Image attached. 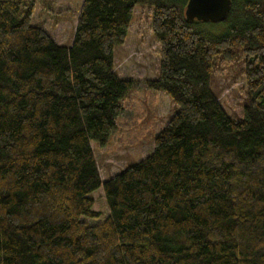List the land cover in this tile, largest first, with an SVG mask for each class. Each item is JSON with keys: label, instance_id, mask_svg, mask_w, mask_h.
<instances>
[{"label": "trees", "instance_id": "obj_1", "mask_svg": "<svg viewBox=\"0 0 264 264\" xmlns=\"http://www.w3.org/2000/svg\"><path fill=\"white\" fill-rule=\"evenodd\" d=\"M36 0H0V264H264V0L223 22L188 0H83L71 45L32 20ZM160 46L144 83L178 105L149 156L103 180L108 144L137 80L115 69L137 5ZM244 62L232 118L215 71ZM103 188L102 222L92 194Z\"/></svg>", "mask_w": 264, "mask_h": 264}, {"label": "rangeland", "instance_id": "obj_2", "mask_svg": "<svg viewBox=\"0 0 264 264\" xmlns=\"http://www.w3.org/2000/svg\"><path fill=\"white\" fill-rule=\"evenodd\" d=\"M32 20L39 24L60 44L71 45L83 0H36ZM152 11L146 5H137L125 44L115 48V69L121 77L137 82L124 101L125 111L118 119V127L109 142L101 146L92 141L104 181L128 169L152 154L157 135L168 124L178 105L162 91L149 88L144 80L156 78L160 68V46L152 30ZM241 57V56H240ZM243 58L215 71L213 90L226 112L234 119H242L247 98ZM94 209L100 219L85 218L88 223L104 221L110 214L103 188L92 194Z\"/></svg>", "mask_w": 264, "mask_h": 264}, {"label": "water", "instance_id": "obj_3", "mask_svg": "<svg viewBox=\"0 0 264 264\" xmlns=\"http://www.w3.org/2000/svg\"><path fill=\"white\" fill-rule=\"evenodd\" d=\"M232 8V0H188L186 16L189 20L223 22Z\"/></svg>", "mask_w": 264, "mask_h": 264}]
</instances>
